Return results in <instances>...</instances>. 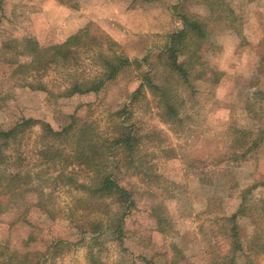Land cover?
Instances as JSON below:
<instances>
[{
  "label": "rangeland",
  "instance_id": "1",
  "mask_svg": "<svg viewBox=\"0 0 264 264\" xmlns=\"http://www.w3.org/2000/svg\"><path fill=\"white\" fill-rule=\"evenodd\" d=\"M225 3L235 15L231 28L201 0H0V128L34 117L58 129L74 116L102 138L122 120L139 137L131 163L118 152L105 167L136 202L121 242L82 226L85 216H100V201L78 186L92 173L40 164V125L25 132L22 155L39 180L14 198L0 197V259L35 253L40 264H91L92 253L99 264H145L140 256L211 264L213 251L228 245L222 231L231 224L220 217L243 201L235 264H264L263 250L249 252L256 231V248L264 245V0ZM181 13L207 19L209 29L189 84L167 66L164 51ZM89 23L91 34L103 31L110 40H87L72 47L73 57L46 64L45 49ZM32 42L39 55L29 53ZM118 54L137 62L97 93L66 94ZM145 76L167 91L174 111L177 104L176 118ZM247 136L260 138L249 150Z\"/></svg>",
  "mask_w": 264,
  "mask_h": 264
},
{
  "label": "trees",
  "instance_id": "2",
  "mask_svg": "<svg viewBox=\"0 0 264 264\" xmlns=\"http://www.w3.org/2000/svg\"><path fill=\"white\" fill-rule=\"evenodd\" d=\"M184 1V0H183ZM207 6L211 14H215L216 18L228 20V26H234L235 15L231 7L227 6L225 0H201ZM181 27L168 35V44L165 47L167 55V66L175 73V76L181 78L184 83L189 84V74L194 70L195 62L200 59L203 43L207 41L209 35L207 19L181 13L179 17ZM92 23L86 27L79 29L75 34L70 35L61 43L52 44L47 49L51 53L47 54L46 64L57 62V56L65 59L71 58L73 54L72 47L87 40L94 41L102 39L108 42L109 36L101 32H90ZM234 29V27H233ZM79 42V43H77ZM29 53L39 55L41 51L37 44L32 42L29 45ZM114 59L104 58L106 69L98 77L87 79L82 82H75L71 87L66 89L67 95L75 93L99 92L108 81L114 79L117 73L129 67L137 61L130 60L122 54L114 55ZM149 81L152 91L159 96V101L163 102L169 114L175 113L177 104H172V99L167 95V91L159 84ZM145 79V80H146ZM140 85L136 88L139 92ZM78 119L72 116L71 122L67 125L55 129L49 123L43 122L34 117H24L19 121H15L12 125L0 128V197L11 195L21 191L30 190V183H36L39 180L38 175L31 170L25 157L22 155L24 144L23 136L25 132L31 130L36 124L40 125L38 132V142L40 145L37 151L41 154L42 161L40 164L50 165L55 162H65L68 165L82 166L92 173L91 180L85 183H78L79 188L86 191L91 199L100 201L98 205L99 217L85 216L82 220V226L85 231L92 234L100 235L103 231L115 233L121 242H123L124 223L136 202L132 198L131 189L118 178L114 176L112 169L105 168L119 152L128 162H132L134 153L138 150L139 137L131 124H126L124 120L118 121L113 135L102 138L92 131L90 126L85 124L78 125ZM248 137V136H247ZM250 140L248 150L256 146L260 140L253 137ZM244 151L242 156L248 151ZM63 171H59V175H63ZM69 174V173H68ZM68 180L73 179L71 175L67 176ZM244 202L242 201L237 209L229 215H223L221 220H225L231 225L222 231L224 240L228 241V245H221L219 252L213 251L210 258L211 264H235L237 253L241 251L239 241V232L235 220L238 216L244 214ZM101 207V211H100ZM0 203V212H2ZM101 213V214H100ZM260 233L253 234V246L249 248V252L255 253L254 250L261 249L264 251V245L256 248V241L259 239ZM97 239V236L92 237ZM91 253V250L89 251ZM249 254V256H250ZM245 256V255H244ZM248 254L246 257H249ZM91 264H99L94 260L95 257L91 253ZM140 260L145 264H158L152 258L140 256ZM0 264H40V257L34 254L10 255L5 259H0ZM169 264V263H168ZM172 264V263H170Z\"/></svg>",
  "mask_w": 264,
  "mask_h": 264
}]
</instances>
